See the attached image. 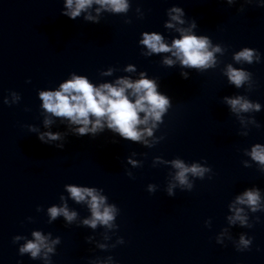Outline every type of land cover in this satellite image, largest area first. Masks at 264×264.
Returning a JSON list of instances; mask_svg holds the SVG:
<instances>
[{
	"label": "water",
	"instance_id": "1",
	"mask_svg": "<svg viewBox=\"0 0 264 264\" xmlns=\"http://www.w3.org/2000/svg\"><path fill=\"white\" fill-rule=\"evenodd\" d=\"M64 2L0 0V264H43L19 254L32 231L60 237L52 264H90L108 256L114 264H264V211L251 213L237 205L245 207L252 227L228 222L233 215L229 205L246 189L259 188L264 203V172L244 155L253 144H264V0H236L231 5L227 0H129L127 14L103 12L98 24L85 21L84 13L76 20L62 15ZM173 6L184 9L186 21L196 20V35H207L213 46L227 49L223 56L216 54L221 61L217 68L198 72L181 68L179 62L168 67L161 61L170 53L141 54L147 51L139 44L145 31L163 35L169 44L178 37L164 28ZM244 47L257 50L261 62L235 64L233 53ZM228 63L253 74L251 91L228 83L221 71ZM129 65L136 71L125 72ZM109 68L112 74L102 75ZM141 72L172 102L154 130L155 137H164L154 147L122 139L107 128L95 137L76 136L62 118L52 117V125L44 127L40 90L58 89L72 73L99 85L122 76L139 79ZM181 72H187L188 79ZM11 92L20 100L5 104V99L12 102ZM235 95L261 104V111L251 114L259 128L242 126L230 112L223 98ZM28 125L64 137L45 144ZM61 143L63 149L57 147ZM129 157L142 166L134 168ZM154 157L206 163L212 172L194 179L191 191L177 185L170 197L167 188L176 183V169L169 163L153 166ZM245 160L251 167H244ZM67 184L103 189L108 203L119 209L118 228L80 226L90 212L68 198ZM149 184L156 186L154 193L147 191ZM61 195L69 210L78 213L71 225L62 216L48 223L47 209L61 206ZM241 234L252 238V244L237 251ZM15 236L25 239L13 243ZM88 236L93 237L91 243ZM118 238L124 243L117 244ZM100 243L108 249H99Z\"/></svg>",
	"mask_w": 264,
	"mask_h": 264
},
{
	"label": "clouds",
	"instance_id": "2",
	"mask_svg": "<svg viewBox=\"0 0 264 264\" xmlns=\"http://www.w3.org/2000/svg\"><path fill=\"white\" fill-rule=\"evenodd\" d=\"M227 2L231 5L236 0H227ZM244 2L253 3L255 0H244ZM129 10V0H65L64 10L61 14L76 20L84 13L83 18L85 21L98 24L103 12L127 14ZM241 11H243V8H241ZM136 12H140V9L137 8ZM167 16L168 20L165 21L164 28L174 30L178 37H173L169 44L165 42L163 35L155 31H145L141 34L142 39L139 44L147 51L141 54L147 57L153 54L170 53V56H165L161 61L163 65L168 67L175 66L179 62L181 68L195 69L198 72L217 68L221 61L218 60L216 54L223 56L227 49L220 44L213 46L207 35H196L194 33V29L197 27L196 20L186 21L183 8L173 6L167 10ZM125 22L130 23L131 21L126 20ZM186 23L188 26L183 27ZM232 60L235 64L251 65L260 63L261 55L253 48L244 47L233 53ZM124 71L131 73L135 72L136 69L135 66L129 65ZM221 71L227 77L228 83L234 85L237 89L247 86V91H251L255 86L253 74L243 67L237 68L233 66V63H228ZM112 72L113 69L109 68L102 75H111ZM139 75L140 78L135 80L128 76H122L113 83L105 82L95 85L86 76L72 73L71 79L60 83L58 89L40 90L38 96L42 101L44 127L49 128L52 125V117L62 118L68 121L71 132L76 136L91 135L95 137L107 128L114 134H118L122 139L143 144L147 148L154 147L164 138L163 136L155 137L154 130H157L160 124L164 122L163 118L172 107V102L167 95L158 91V85L154 79L146 78L145 72H141ZM180 75L184 79H188L187 72H181ZM10 94L13 98L12 102L9 103L5 99L4 103L9 105L18 103L20 100L19 94L16 92ZM223 101L242 126L250 123L257 128L260 127L255 117L251 115L261 111L259 102L250 100L246 95L225 96ZM245 114L250 115L245 116ZM28 128L29 131L38 133V139L45 144L62 140L64 137V134L60 132H40L33 125H28ZM240 134L247 136L248 132H241ZM57 147L63 149L64 145L61 143ZM244 155L250 157L251 161L258 165L259 170L264 172V144H253L250 151L244 149ZM127 162L134 168L142 166L139 161L132 160L130 157ZM156 163H169L172 168L176 169L173 176L176 183H170L167 188V195L170 197L175 195L173 188L177 185L182 190L191 191L194 187V179L202 180L206 174L212 172V169L206 166V163L193 162L186 164L178 158L171 161H162L160 157H154L153 166ZM243 165L244 167H251V164L246 160L243 161ZM127 175L132 177L131 171ZM190 176L193 178L191 181ZM64 187L69 199L77 204H85L90 212V216L83 219L80 226H86L94 230L98 226H102L107 230L118 228L115 220L119 214V209L115 204L108 203V197L101 194L103 189L76 186L74 184H67ZM147 191L154 193L156 186L149 184ZM60 200L63 202L61 206L53 205L47 209L48 223L61 216L67 224L75 223L78 219V213L69 210L67 199L63 195L60 196ZM237 205L246 206L248 212L251 213L264 211L260 189L257 187L246 189L229 205V211L233 212V215L228 217L230 225L239 223L241 227H252V224H249V216L248 212L245 211V207H237ZM40 210L38 207L37 211ZM256 219L258 221L259 217ZM29 220H31V217H29ZM31 236L32 239L26 240L19 247V254L21 256L27 254L33 260L43 261V264H52L51 257L56 253V246L61 243L60 237L52 238L51 233L44 235L41 231H32ZM107 238L105 236V239ZM22 239L25 238L15 236L13 237V243H17ZM216 239L217 243L222 244L219 237ZM92 240L93 237H86L88 243H91ZM123 243V238L117 239V244ZM251 244L252 238L241 234L239 240L235 242V247L237 251H244L249 249ZM97 247L101 250L108 249V245L103 243L98 244ZM90 264H114V261L111 256H108L107 260L96 258L90 261Z\"/></svg>",
	"mask_w": 264,
	"mask_h": 264
}]
</instances>
